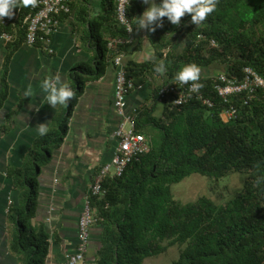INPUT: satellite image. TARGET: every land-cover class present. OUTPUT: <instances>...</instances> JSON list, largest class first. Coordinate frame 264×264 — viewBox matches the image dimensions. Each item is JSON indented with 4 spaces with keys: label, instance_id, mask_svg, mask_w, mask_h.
<instances>
[{
    "label": "trees",
    "instance_id": "1",
    "mask_svg": "<svg viewBox=\"0 0 264 264\" xmlns=\"http://www.w3.org/2000/svg\"><path fill=\"white\" fill-rule=\"evenodd\" d=\"M103 2L104 14L91 18L83 0L69 1L71 11L79 9L75 23L83 30V38L96 42L95 62L73 73L79 90L65 104L68 111L59 121L61 134L42 138L38 144L49 154L51 142L62 143L67 133L74 103L86 80L84 75L97 78L105 70L106 36H127L117 19L116 0ZM137 10L141 15L130 0L132 20ZM183 20V54L165 53V33H173L176 24L165 17L163 26L155 28L160 44L155 60H164L166 73H157L151 63L130 72L123 62L135 87L148 76V70L161 77V84L152 85L153 101L135 111L136 131L147 137L149 151L134 159L121 176L107 178L106 193L93 197L95 224L102 228L96 264H144L147 258L167 253L172 246L179 250L172 264H264V97L260 92L252 97L241 93L224 101L212 91L216 76L200 78L204 94L216 95V105L210 108L192 99L176 106L170 99L164 102L162 116L154 114L159 87L173 82L185 64L208 67L221 63L238 77L245 66H251L264 76V0H217L215 10L199 25L191 22V14ZM16 31L25 40L26 30L21 25ZM199 33L207 39L199 41ZM210 38L217 41V47L210 46ZM231 107L237 114L225 121L222 113ZM37 157L41 160L44 153H35V164L40 166ZM32 172V168L19 172V203L8 215L15 227L10 248L22 264H40L38 256L46 257L51 247L50 233L31 221L38 193ZM194 173L215 181L212 188L216 200L202 195L182 202L175 197L173 185ZM234 174L243 176L241 188L228 197L216 190L219 179Z\"/></svg>",
    "mask_w": 264,
    "mask_h": 264
},
{
    "label": "crops",
    "instance_id": "2",
    "mask_svg": "<svg viewBox=\"0 0 264 264\" xmlns=\"http://www.w3.org/2000/svg\"><path fill=\"white\" fill-rule=\"evenodd\" d=\"M131 2L139 7L141 14L150 7L144 0ZM83 6L89 10L91 18L105 11L103 0H83ZM77 10L61 16L60 27L52 37V53L42 44H26L17 31L11 42L0 40V264H22L10 248L15 227L8 216L10 209L19 203V172L25 168L37 171V203L31 221L33 225L44 226L51 235V247L44 264H62L66 252L74 251L78 244V219L85 196L102 165L111 160L117 144L114 132L121 117L114 106L116 68L112 57L116 52L107 45L104 72L97 78L84 75L86 80L74 103L63 142L50 140V154L38 145L42 138L61 134L59 121L68 111L65 104L52 107L43 102L41 82L59 74L66 77L77 92L79 85L73 73L84 71L95 62L96 42L85 40L83 30L77 28ZM133 13L135 38L121 47L123 62L130 72L144 63L155 66L157 61L153 57L160 46L156 29L139 28L136 21L140 13L138 10ZM165 35L168 40L165 53L183 54L186 48L183 32L168 30ZM106 39L109 41L112 37L106 36ZM201 69L202 77L220 71L221 65L215 63ZM147 73L144 81H138L128 95L127 111L133 114L153 101L152 85H157L161 79L149 70ZM165 105L159 102L154 114L162 116ZM40 124L47 128L43 135L38 131ZM41 152L44 157L36 158L40 162L37 166L35 153ZM101 235V226L94 224L87 253L90 264H96ZM146 260L144 264H152V258Z\"/></svg>",
    "mask_w": 264,
    "mask_h": 264
},
{
    "label": "built area",
    "instance_id": "3",
    "mask_svg": "<svg viewBox=\"0 0 264 264\" xmlns=\"http://www.w3.org/2000/svg\"><path fill=\"white\" fill-rule=\"evenodd\" d=\"M70 0H37L36 7H17L14 15L5 16L0 20V40L9 43L15 38L14 32L18 26L26 30L25 43L31 46L37 44L44 45L50 53L53 52L51 45L54 33L59 29L62 14L71 13ZM117 19L125 28L127 38H113L109 41V48L113 49L114 56L112 63L116 66L114 106L121 117V121L115 130L117 144L110 161L102 165L97 173L94 182L91 184L89 194L85 196L84 204L78 219V244L74 251L66 252L62 264H90L87 260V253L90 247L91 229L97 218L93 207V197L106 193L104 187L107 178L121 176L127 166L139 156L149 151L147 137L136 131V118L132 112L127 111V97L135 87L133 78H129L123 66V52L121 47L134 40L135 28L128 11L130 0H116ZM132 28V31H129ZM203 37V35H200ZM213 44L215 41H212ZM178 85L171 82L163 85L158 90L159 101H170L176 106H182L192 99L199 100L203 105L212 108L216 105L212 96L206 95L203 88L198 91H191V84ZM197 83H199L197 81ZM200 84V83H199ZM258 88L264 89V78L250 67L244 69L241 79H233L226 74H221L214 82L213 89L224 101L235 93L248 92L249 96ZM237 114V109L231 107L224 110L223 117L233 118Z\"/></svg>",
    "mask_w": 264,
    "mask_h": 264
},
{
    "label": "clouds",
    "instance_id": "4",
    "mask_svg": "<svg viewBox=\"0 0 264 264\" xmlns=\"http://www.w3.org/2000/svg\"><path fill=\"white\" fill-rule=\"evenodd\" d=\"M144 2L146 4L150 3V7L146 8L143 11V13L138 16V19L136 21V25H138L139 28L148 29L149 31H155L156 27H162L163 26L164 18L167 17V19L172 24H176L177 29H179L181 32H183V35H185V33H184L185 28L183 27L185 23H184L183 18L186 15L191 14V22L196 24V25H199L200 23H202L203 21L206 20L207 16L210 13H212L215 10L217 0H160L159 3H157L156 0H144ZM29 5H31L32 7H36L37 0H0V20H2V18L5 16L11 17L12 15H14V10L17 7L21 8V7H27ZM187 25H191V24L187 23ZM182 27H183V29H180ZM129 31H132V28H129ZM200 35H203V37H200ZM121 38H124V37H121ZM126 38H127V36H126ZM126 38H124V39H126ZM206 39H207V37L205 36V34H203V33L198 34V40L199 41H203ZM213 40L215 41L214 44L212 42ZM209 42H210V46H213V47L218 46V43L214 38H210ZM153 59H155V57H153ZM213 64H215V63H213ZM220 65H221L220 71H217V72L212 73L210 75H206V76L201 77L200 76L201 71H202L201 68H207V67H199L195 63L185 64L176 72V74L173 78V82H175L178 85H183V84H188L191 81L193 83L191 84L190 90L191 91H198L199 88L202 87L201 83L199 82L200 78H208V77L216 76L217 77L216 80H218L219 76L221 74H226L229 77H232L233 79H241L243 77L244 69L246 67H250L254 71H256L251 66H245L243 68V73L240 74V76L238 77L236 75L234 76V75L230 74L229 72H227L224 69L223 64L220 63ZM154 67H155V71L157 73L164 74L167 72V65L165 64L164 60H162V59L159 60L158 62H156ZM115 68H116V66H115ZM256 72L264 78V76L261 75L258 71H256ZM126 73H127V71H126ZM115 79H116V75H115ZM216 80H214V82ZM197 81L200 84L197 83ZM214 82H213V85H214ZM163 85H165V84H163ZM213 85H212V89H213ZM162 86H160L159 89ZM40 91H42L44 93L43 102L50 104L52 107H57L59 105L67 104L75 96V91L73 90L72 86L67 82L66 77L61 76L59 74L55 75L52 78H45L40 84ZM212 91L214 92V94L218 95V93L216 91H214V89ZM259 92L264 97V89L263 88H258L253 94H251V96H249L248 92H241V93H246L249 97H252L256 93H259ZM241 93H235V94H241ZM25 94L29 95V92H26ZM232 95H230V96H232ZM157 96H158V92H157ZM215 96L214 97L212 96L213 99L215 98ZM159 102L164 103L165 101L161 102L158 99V103ZM134 115H135V113H134ZM222 115H223V113H222ZM224 119H225V121H229L231 118H228V119L224 118ZM38 131L41 135H43L47 132V128L44 126V124H40L38 126Z\"/></svg>",
    "mask_w": 264,
    "mask_h": 264
},
{
    "label": "rangeland",
    "instance_id": "5",
    "mask_svg": "<svg viewBox=\"0 0 264 264\" xmlns=\"http://www.w3.org/2000/svg\"><path fill=\"white\" fill-rule=\"evenodd\" d=\"M46 155V154H45ZM34 176L36 175V169H33ZM215 181H211L210 178L201 175L199 173H194L190 176H187L179 183L173 185V192L175 197L182 202H188L196 200L202 195H207L213 199H217L215 191H213V184ZM218 186L217 191L225 192L226 196H230L231 193H234L237 189L241 188L243 185V176L240 174H234L219 179V182L216 183ZM227 196V197H228ZM179 250L177 246H172L167 253H162L157 257H152V264H172V262L178 258ZM44 255H39L38 260L40 264H44ZM151 259V258H149ZM147 261V260H146ZM150 261V260H148Z\"/></svg>",
    "mask_w": 264,
    "mask_h": 264
}]
</instances>
